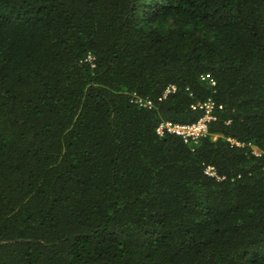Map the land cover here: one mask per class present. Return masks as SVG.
I'll use <instances>...</instances> for the list:
<instances>
[{
  "label": "trees",
  "instance_id": "obj_1",
  "mask_svg": "<svg viewBox=\"0 0 264 264\" xmlns=\"http://www.w3.org/2000/svg\"><path fill=\"white\" fill-rule=\"evenodd\" d=\"M0 264H264V0H0Z\"/></svg>",
  "mask_w": 264,
  "mask_h": 264
},
{
  "label": "built area",
  "instance_id": "obj_2",
  "mask_svg": "<svg viewBox=\"0 0 264 264\" xmlns=\"http://www.w3.org/2000/svg\"><path fill=\"white\" fill-rule=\"evenodd\" d=\"M172 90H174V87L168 86L164 91V95ZM137 102L142 106H150L151 104L150 101L142 98H137ZM198 106L200 108H203L205 112L204 115L196 122L176 123L171 121H163L157 126V133L159 135H162L165 132L174 133L181 136L185 142L194 141L201 135H204L207 131V122L212 118L211 111L214 103L211 100H207L199 104ZM206 172H208L209 174H214L213 168L210 166L206 168Z\"/></svg>",
  "mask_w": 264,
  "mask_h": 264
},
{
  "label": "rangeland",
  "instance_id": "obj_3",
  "mask_svg": "<svg viewBox=\"0 0 264 264\" xmlns=\"http://www.w3.org/2000/svg\"><path fill=\"white\" fill-rule=\"evenodd\" d=\"M255 151H257V150H255Z\"/></svg>",
  "mask_w": 264,
  "mask_h": 264
}]
</instances>
